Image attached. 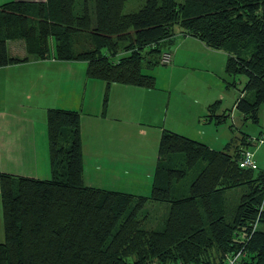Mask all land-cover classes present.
Wrapping results in <instances>:
<instances>
[{"label":"trees","instance_id":"trees-1","mask_svg":"<svg viewBox=\"0 0 264 264\" xmlns=\"http://www.w3.org/2000/svg\"><path fill=\"white\" fill-rule=\"evenodd\" d=\"M128 1L1 5L0 68L30 60L84 61L88 78L106 87L153 89L154 78L142 71L159 64L179 29L226 54L225 74L246 78L235 109L244 121L258 123L264 0H146L138 11L122 14ZM17 40L23 42V58L8 53L6 43ZM208 111L209 122L228 117ZM79 127L78 112L48 109L50 178L0 175V264H224L225 256L242 247L243 264H264V171L238 166L240 152L254 144L249 135L215 151L163 131L145 197L83 184ZM238 188L241 195L231 206L227 193ZM149 203L167 205L159 229L146 228Z\"/></svg>","mask_w":264,"mask_h":264},{"label":"crops","instance_id":"crops-1","mask_svg":"<svg viewBox=\"0 0 264 264\" xmlns=\"http://www.w3.org/2000/svg\"><path fill=\"white\" fill-rule=\"evenodd\" d=\"M16 1L45 2L0 0V6ZM173 39L174 43L169 51L172 54L171 63L144 68V74L154 78V86L157 85L156 78L160 74L168 89H146L120 84L106 87L102 81L88 78L87 64L84 61L30 60L27 63L0 68V175L38 180L50 178L46 113L48 109L55 108L80 113L83 184L86 187L149 196L158 155L154 150L156 144L159 145L163 131L203 143L215 151L222 150L236 137H230L225 142L212 137L211 131L204 124L200 126L198 122V125H195L197 118L206 112L208 105L215 99L221 100V110L227 109L224 104L227 88L223 80L214 73L212 62L214 58L217 61V54L226 62V54L210 50L198 40L178 32ZM224 66L225 64L221 67L224 69ZM27 68H32L34 73L29 80V89L23 88L18 79L11 77L12 69L25 72ZM155 69L157 73L152 72ZM201 74L206 75L209 80L207 97L197 99L194 95L188 96V86L197 81V78L200 79ZM62 77L67 85L65 92L64 88L60 87ZM11 79L15 82L8 81ZM211 79L214 84L210 83ZM157 90L161 93L175 92L165 99L155 97L150 103L152 94H157ZM149 105L154 106L152 109L159 113L163 111L164 106L165 116L155 115L152 119L149 118L148 114L146 115ZM169 109L174 116L171 125L168 124ZM233 109L235 101L231 106V110ZM146 123H151L156 131L153 162L149 163L146 158L142 162L130 155V151L136 146L132 142L131 127L145 126ZM219 145H223L222 148H213ZM3 239L0 207V243Z\"/></svg>","mask_w":264,"mask_h":264},{"label":"rangeland","instance_id":"rangeland-1","mask_svg":"<svg viewBox=\"0 0 264 264\" xmlns=\"http://www.w3.org/2000/svg\"><path fill=\"white\" fill-rule=\"evenodd\" d=\"M146 0H131L125 3L124 8L122 10V14H129L132 12L138 11L145 3ZM177 3H181L183 0H175ZM176 33H181L179 29L175 30ZM182 34V33H181ZM50 44V51L51 53L53 52V43L52 41L49 43ZM7 45V50L10 56L22 58L27 56L24 47H23V42L22 41H8L6 43ZM78 47V46H77ZM75 50L77 48L75 47ZM221 52V51H220ZM224 53V52H222ZM217 61H215V58L213 59L212 62H214V73L216 76H219L223 82L225 87L227 88L226 90V101H224V104L226 105L228 110V117L225 119V121H222L221 119L217 121L216 118L212 121L206 120V115L209 113V109H213L216 113V115L223 114L225 110H221V100L220 99H215V101H212L207 107L206 112L201 115L200 117L197 118V123L195 126L198 125V122H200V126H203L201 124H204L205 127H208V129L211 131V136L215 137L216 139H222V141L227 142L230 137H240L242 134H247L249 135L252 139H256L258 137V140L254 142V144L248 149L253 153L254 155V160L257 165V170L258 171H264V103L260 106L259 109V118H258V123H252L250 120H243L242 115L236 110L233 109L231 110V106L233 105V102L241 95V91L243 89V86L246 82V78L244 76H239L236 78H231L225 74L224 69L221 67L223 64H225L224 61L220 59V55L217 54ZM224 60V59H223ZM172 61V54L170 52L165 51L164 54L161 55L160 62L159 64L162 65H168ZM66 65H71V64H66ZM75 65V64H74ZM13 66V65H11ZM7 67V66H6ZM3 68V67H1ZM143 73H146V70L143 69ZM153 73H157L156 69L155 71H152ZM34 76L32 68H27L25 72L21 71V69L14 70L12 69V74L11 77H14L15 79H18L21 82V85L23 88H30L31 83L29 80ZM160 74L157 80V85L154 86V89L157 88H167V85L163 79L160 78ZM197 81L192 82L191 85L188 86V90L190 91L188 96H196V98H206L207 97V87L209 84V80L207 79V76L204 74H201L200 79H196ZM8 81H12L8 80ZM15 82V81H12ZM214 80L211 79L210 83H213ZM235 82V87H227V83H233ZM104 83V82H103ZM217 85L218 82H216ZM105 84V83H104ZM175 85V82H173ZM214 84V83H213ZM211 84V85H213ZM60 87L64 88V92L67 89L66 81L65 78L62 77V81H60ZM76 88V86H74ZM224 87V88H225ZM217 88L220 90L219 86ZM80 89V88H79ZM78 89V90H79ZM168 89V88H167ZM170 91V90H168ZM175 92V91H174ZM173 92V93H174ZM157 94H152V99L150 100V103H152L156 98L160 99H165V97L171 96L172 92H163L161 91L155 92ZM172 93V94H173ZM109 95V92H107ZM176 95V93H175ZM156 97V98H155ZM218 103V104H216ZM216 104V105H214ZM211 106V107H210ZM223 106V105H222ZM154 106L149 105V109L146 110V115L149 118H153L155 115H160V116H165V107L163 106V111L159 113L158 111H155L152 109ZM161 110V109H160ZM152 111V114L150 112ZM213 111V112H214ZM77 112V111H76ZM80 115V113L78 112ZM168 124H173V113L171 109L168 111ZM145 115V116H146ZM147 124V123H146ZM151 124V123H150ZM147 124L145 126H137L131 127V132H132V139L136 146L134 149L130 151V155H134L136 157L137 161H142L147 159V162H153V143L155 140V129L153 127ZM261 133V134H260ZM262 141V142H260ZM158 146L156 144V149L154 150V153L157 155L158 154ZM223 145H219L217 147H213L214 149H220L222 148ZM138 151V153H137ZM151 158V159H150ZM256 170V171H257ZM141 173V171H139ZM242 189H234L231 190L227 193L228 200L230 202V205L233 206L238 202V199L241 195ZM146 209L149 214V219L148 223L146 225V228H152V229H159L162 227V223L165 220L167 216V205L166 204H160V203H149L146 205Z\"/></svg>","mask_w":264,"mask_h":264},{"label":"built area","instance_id":"built-area-1","mask_svg":"<svg viewBox=\"0 0 264 264\" xmlns=\"http://www.w3.org/2000/svg\"><path fill=\"white\" fill-rule=\"evenodd\" d=\"M257 141V139H252V142ZM262 142V141H260ZM238 166L241 169L246 170H257V165L254 160V155L249 149H244L240 152V157L238 160ZM258 224V220H256L252 224V233L256 230ZM244 259H246V252L244 251V247L238 250L235 253L225 256L224 264H243Z\"/></svg>","mask_w":264,"mask_h":264}]
</instances>
